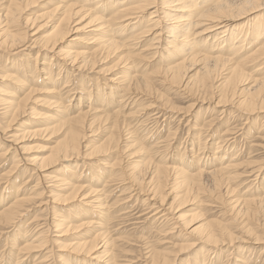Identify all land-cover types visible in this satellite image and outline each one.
<instances>
[{
	"label": "bare ground",
	"instance_id": "6f19581e",
	"mask_svg": "<svg viewBox=\"0 0 264 264\" xmlns=\"http://www.w3.org/2000/svg\"><path fill=\"white\" fill-rule=\"evenodd\" d=\"M40 1L42 0H0V52L2 56H4L3 60L7 61L8 59L6 58V54H10L14 56H20L21 58L25 56L27 60L30 59L31 62L35 63L34 64L35 67L33 70L30 67V65L26 66L24 64H21L22 61L21 59H18V58H15L13 61H9L8 63L5 62L3 66H0V71L3 72V74L0 76V80L4 86V88L0 90L1 91L0 95L4 94V97H0V105L2 106V107L0 106L2 110L1 111L2 113H0V115L2 114V116H6V118L10 117L11 119L9 120L10 122L8 121L9 123L11 122L13 123L19 117L21 118L26 113V111H28V109L27 110L25 109L27 102L30 100L28 98L32 94H37L41 92L38 87L43 86L41 90H43L44 94H46L47 96V98L44 100V103L48 107H50L53 111L51 114H47L43 118L42 122L44 124V128L35 129L33 131H28L27 133L28 134L32 133V134H37V135L45 134V135H48V137L51 139L54 137V135L55 136L61 135V138L58 141L56 140V142H54L53 144L54 146L47 148V150L49 151V155L45 159L44 158L43 159L33 158L30 160L28 159L29 160L28 162H31L35 166H37L36 170L40 171V169L42 170L47 165L49 166V164L50 165L55 164L58 161H64L70 158H77L78 156H80V150L86 148V146L83 145L86 142L85 131L91 130V128L95 124L97 125V124L104 123V124H108L107 125L108 127L106 128L110 131L109 132L110 136L108 137V140L107 141L105 140L107 144L105 143L102 145L97 144L99 146H96V148H93V150H91L90 152H86L87 149L82 150V151H85L83 153V157L87 156V159H88L95 155H96V158L97 156L98 157L102 156L104 153L107 152L109 145H111L112 146L111 148H113L115 151L118 148L121 151L122 147L119 146V141L122 137L124 139L120 141L121 144L125 143L124 145H126L129 148L135 147L137 149V151L135 152H140V153L143 152L142 154L145 155L144 156L145 162L143 160L142 161L144 162L143 166L145 167L143 168V166H140L139 168L141 167L142 168L138 170L137 173H136V170H132V168L130 169L133 171L131 174L133 176L134 181L138 180L136 181L138 183H135V186L138 185L137 186L138 194L141 196L143 194V196H145V198L141 200V207H143L141 208L142 209L141 212L143 213L142 214L141 212L140 214L138 213L139 218H141L143 215L148 216L147 218L146 217L144 218V221L152 220L153 224H156V225L158 224V226L160 225V227L162 224H163L162 227L163 226L165 227L166 226L165 224H169L170 233L174 232V230L177 227L180 228V227L188 226L190 222L192 221V219H190V221H185V218L181 213L178 215L179 209H176L175 207L176 203L174 205V202L178 200H183V199L185 201L186 195L191 194L193 190L194 191L202 190L201 189L202 183L203 181H206V179H208L209 181L208 183L210 184L209 189L212 190L213 192L217 190V192L219 193L218 194L219 198L216 197V199L218 198V200H222L220 199V197L222 196L223 191H224V194H227V196L234 194V191L239 187V185L235 184L236 182H238L236 180V177L229 176V170L235 167L236 164L233 163V160H235L236 157H234V155H231L229 156L230 158H228V162L226 164H224L225 162L223 163L225 159L227 160L226 156H227V151L229 149L226 146L228 144L226 143L227 141L226 139L216 143L217 146L215 149L217 150L215 153L212 154L211 160L205 161L202 165L201 164L197 165L198 162H196L195 164L194 162H190L186 160L183 157V154H181L179 158L173 159V164L170 165L166 161L167 159L164 157L165 155L164 156L162 155V157L159 158L158 153L160 152L158 151L162 149L164 151L162 154L167 152L169 146L166 144V141L167 139L171 137L168 136L166 139L161 140L162 138L161 136L157 134L154 135L153 133L151 134V132L152 131L156 132L158 128L162 125L166 126V120L168 119L177 120L178 121L177 123L180 124L179 122L184 121V117L188 116V113L194 107V105H191L188 109H186L185 113H182L180 111L179 113H175L174 115L170 114V113H174L173 111H176L172 109L173 107L169 104V100H168V90H172L173 88L175 89L178 88V90L181 89L179 92H182L181 94L185 96L186 95L199 96V94H202L203 97L201 96L202 97L201 99L203 102L205 100L212 101L213 96H214L213 92L216 91L217 96L215 97V99L217 100V102L216 103L214 102L215 105L232 103L234 98L237 97L236 99V109L237 110L243 109L244 111L248 113H253V112L255 113L256 111L264 110V21L255 22L251 26L249 25L250 27L246 25L245 23H241L242 24L240 25L241 28L240 27L238 28L237 26V22L246 18L250 14H253L257 10L264 8V0H160L159 2L158 0H81L80 3H83V4H80V5H78V3L75 2V0H57V3H55L54 5L55 7L53 6L54 8L53 9L51 8L52 9L51 11L42 12L38 15H33V16L30 15L31 17H28L27 13L29 12V10L33 6L37 5V3H39ZM45 9L42 8V10H45ZM44 19L47 22H50L52 20V23L50 22L51 23L50 28L52 29L43 38L39 37L43 39L41 42L37 41V39L35 38L32 41L33 46L31 47V45L27 44L28 42H31V41L28 40V42H26V37L34 36L35 33L33 34L30 33L29 35V30L37 28L35 32H38L40 27H43L44 24H46L47 22L43 23V25L41 24V26L39 27L37 26L36 23L39 20L41 21ZM242 28H244V30ZM86 29H90V31H88V34L92 35V37L87 40L91 41V43L94 44L95 48L93 50L91 49L92 47L87 50H74L72 46L76 45L74 41H78V39L76 38V35L73 36L71 35V33L83 31ZM70 37H72L69 40L71 43L70 44L68 43L65 49L60 50L59 47L65 44V42ZM141 43H144L143 46L145 47L141 49V51L136 53V51L139 50L140 46H142ZM163 43H165V47L162 50L161 47ZM34 46H37V47H34ZM33 47L37 49L35 52L32 53L29 51V49ZM80 49H83V48L80 47ZM45 51L51 53V55L57 56L59 60L61 61V64H59L56 67V69H58L56 78L59 77V74L61 70L63 69L62 67L63 64H68V66H70V68L65 73L66 77L65 76L63 77L62 85L58 79H54L55 74L53 73V70L51 69L53 66L52 58H49L48 60L46 59L49 62L42 61L41 64H43V66L41 70H39L38 73H35L37 72L36 71L37 60H40V54ZM111 55L115 56V58L117 59V61L114 63V66L119 68V72L117 74L111 75L110 79H107V80H109V82L114 83L115 87L114 86L111 87L107 93H104L102 89H100L101 87L99 88L98 85H96V87L93 85L95 87L94 89L95 94H93V92L90 89L92 88V84L85 85L83 83V85L82 84L79 85L80 86L79 93L77 92V89L74 88V86L73 87L70 86L71 83L69 81L70 79L69 76H73L74 72H78L79 74H81L82 71L84 72L85 70H88V71L90 70L91 72L95 64H97V60L99 56L101 57L104 56L103 58L106 59L107 57ZM144 60L150 64L146 65V67L141 70L142 67L139 68V65ZM0 61H1V58H0ZM246 69H249V71L251 69V71L247 72ZM191 70H196L194 72L195 74L193 73L190 75V72H192ZM34 73L35 75L42 74L43 76L41 78L40 76L39 77L37 76V78L35 79ZM99 74H100V71H99ZM261 75H263V77L259 78V76ZM32 76L34 77L32 78ZM74 81L75 80H73V83H76ZM156 85H158L159 88H162L163 92L158 87L157 89ZM20 88L22 89L25 88V90H28V92L24 94L22 97L20 96L17 97L15 95V91L16 90L21 91ZM208 90L210 91L209 92L210 94L203 95V93L207 94ZM76 94H80V96L78 97V100H79L78 106L76 110H72V109L69 110L68 107L70 106L72 99L74 100L77 97ZM98 95H101V96H98ZM91 97H93L94 100L88 105H86L85 107H83L82 98H85V99L88 98L89 100L91 99ZM144 97L145 99L143 100L146 101V104H144L142 102L143 100H141ZM64 102L65 103L68 102L69 105H64ZM34 111H35L34 109H31V114H34L33 113ZM180 114H183V115H180ZM161 118L163 120H161ZM23 121L18 123L19 127L22 126L21 131L24 129H27L28 126L33 125L32 122H28L27 120H25L27 122H23ZM197 121L198 119H196V122ZM196 122L194 126L195 125L204 126L202 122H201L202 124L201 123L197 124ZM214 123L215 122L207 121V123L204 126L205 128H202V127L201 128L205 130V132L212 131L211 129L213 128ZM8 128H9L8 124L5 128L2 126L0 128V147L2 144L4 145V143H7V146H5L4 149H1V151H3L1 153V156L2 157L7 156L6 154L11 150L12 153L14 154L12 158L13 165L16 167L19 164V162L26 161L27 159L22 156V153H20L21 149L22 150L24 149L18 146L17 144V141L20 137L18 135L19 133L16 134L17 132L15 133L14 131L8 132L7 131ZM178 129L179 127H177L176 131L174 132L170 130L172 131L171 133L169 132L170 135L173 137L175 135V132H177ZM93 130L94 129L92 128V131ZM95 130H96V127H95ZM98 130H99V127H98ZM121 130H122V133H120ZM96 132L94 131V133ZM137 132H144L145 136L143 137V139L141 138L140 140V138L137 137L136 135ZM114 133H117V134H114ZM192 133H195V132H192ZM22 136L23 135L21 134V140H22ZM170 141L172 140L170 139ZM228 147H230V145H228ZM198 151H200V148ZM221 151L223 152L222 154H220ZM190 152H191V160H193L192 156L195 154V152L193 153L192 149H190ZM118 153L120 152L118 151ZM217 154H220V156L215 157V155ZM123 155H125V153ZM125 157L126 155L124 156V158ZM155 158H159V159L158 160L156 159L157 161H155ZM194 159L196 160V158ZM31 163H29V165ZM74 164H77V163H74ZM107 164L105 163L103 164V166L105 167L107 166L108 168L110 164L109 165ZM248 164L250 165V163ZM121 167L119 169L123 170L124 167L123 169ZM248 167L249 166H247V168ZM71 168L72 169L64 168V170L68 173L69 176H73L75 173L74 167H71ZM112 169H113V166H112ZM134 169H136V167ZM109 170L105 172L103 169L101 171L102 172L101 174H95V173L90 172V177L94 180H97L96 181L97 184L100 183L101 185L103 183L102 184L103 187L101 188L99 187L93 188L94 185L92 186L91 182L88 183L89 184L88 186H82L80 184L75 185V186L74 184L69 185L70 183L68 184L66 182V179H64L63 177H62L63 179H60L57 182L53 180L55 181L53 183L54 190L55 189L58 190L59 187L61 186L69 185L71 187L70 188L71 197L78 195V193L81 192L83 189L85 188L87 189L86 194L82 195L83 194L82 193L79 195V198H81L79 202V204L81 205V208H80V205L78 207L80 208V212L84 214V216L86 212H87L86 214H88V207L91 210L93 209L94 213L97 211V214H96L97 216L90 218V220L87 223H85V225H88V226L98 225L99 228H101L102 226V229H103L104 226L107 225L108 220H111V214H110L111 212L108 209L105 210L108 207L106 199L108 198L107 195L110 192L106 194L107 190H105L104 187L107 182H111V181L115 182L117 181V179H113V177H110L112 175ZM258 172L260 171L258 170ZM246 173L251 175L252 170ZM248 174H246L245 176H247ZM29 175L31 174L29 173ZM41 177L42 176L39 177L38 179L39 181L41 180L40 179ZM171 177L172 179H170ZM168 179L172 180L171 187L168 185ZM22 182L23 181L21 179V183ZM38 182L34 186V188L38 186L39 184ZM141 182H143L144 185H142ZM129 184H133V183L129 182ZM129 186L133 187L132 185H129ZM167 186H169V188L166 189ZM178 188L182 189V191L180 192H184V194L179 195L177 193L179 196L178 195L176 196L175 194H173L175 195V196L172 195L173 201L167 204L168 201L166 202L165 200L170 195L171 190L173 189L175 190ZM7 189L8 188L6 185L5 187H3L2 192L5 193ZM62 190L64 191L63 188ZM118 192H121V191L118 190ZM3 193H1L0 195V200H3L2 202L6 200L8 201L6 202V205L0 206V227L8 226L11 223L16 222V220L19 219L20 217H22L23 213L26 212V207H28L27 203L29 201L28 199L29 197L26 198L24 196H19L16 194L14 197H12L9 200L8 197L10 195L3 196ZM48 193L51 194L50 191ZM172 193H174V191ZM263 193H264V190H263ZM37 194L38 196L40 195L39 193ZM192 194L194 195V192ZM130 197L131 196L128 195L124 199L127 200ZM34 198H36V196ZM54 198H55L54 200L58 201V199L61 197L59 195H55ZM137 200L138 198L135 199L134 203H136ZM254 201L255 203H257L256 202L257 200L255 199L246 198L245 200H243L242 204L243 206L245 205V209L243 210L244 212H242V214L244 213L245 215H247L250 212V215H253L255 213V212H251L250 210V207L253 205ZM46 202L47 203L44 204L45 207H47V204H48V201ZM229 202H230V199H229ZM257 204L258 205H255V206L260 207L259 209L262 212L261 216L263 219V223L261 224L262 225L261 227H264V196L258 199ZM233 205L234 206L230 210L233 212L235 210L237 211V213H240L242 207L238 209L234 203ZM129 211L130 210L124 213L125 217L130 216ZM135 211H136L135 209L132 210V212H135ZM252 211H254V209ZM229 212L230 211L228 210L227 214ZM92 215L94 216V214ZM53 219H56V218H53ZM66 220L67 219H63L62 221L59 220L60 222H57L54 224L50 223L52 226L55 227L53 231H55V229L57 228L59 229L62 228L60 229V231L58 230L59 233H62L59 237L64 235L65 232L68 229H70L69 228L70 225L67 224L70 222ZM132 223L134 222L132 221ZM88 226H85V227H88ZM205 226L206 225L201 224L200 226L192 229L189 234L196 233L197 236H195V238L197 242H203V244H206L209 247H211L209 248L210 251L212 250L214 251V248H213L214 246H217L218 244L220 245L224 244V241L228 240V242L230 241V243L231 242L233 243V241L237 240L240 242H244V245H242L243 246L242 250L244 252H247L246 244H249V240H250L249 235L251 234L250 232H248L249 235H244V237H246L245 239L242 237L236 238V237H232L231 235L225 236L226 233H225V229L223 228H221L220 230H213V229H207ZM36 227L37 225L35 226V228ZM10 229L11 228H9V230ZM47 229L49 230V227ZM80 229H78V231ZM107 230L104 231L106 233H102V232L101 233L107 234ZM110 230H112V227ZM217 232L219 233V235L216 234ZM18 234H19V231H17L13 235V237L14 238L18 237ZM31 238L24 240L22 242L23 246H21L18 250L23 251V252L24 251L32 252L39 247L42 248L41 247L43 245L42 242L38 243L37 238L35 239L33 237L34 238L33 240H31ZM40 238L41 237H39V239ZM107 238H110V237L108 236ZM16 240H19V239L17 238ZM98 240L100 241V238ZM104 240L106 241V237L104 238ZM253 240H254V243H258V242H261L263 238L256 236L254 237ZM34 242H36L37 244H34ZM87 242L83 241L77 244L75 243L76 249L80 250V249L87 248V252H86L87 254L88 252H91V250H93L96 246H98L96 245L97 243L94 241H91L88 243ZM110 243H112V240L110 241ZM45 244L46 243H44V246ZM12 246L15 247V244ZM106 247L108 248V246ZM146 249H147V245H146ZM18 250L17 252H19ZM142 251L143 250H141V252ZM8 253L10 254L9 251ZM106 253L109 254V252H106ZM201 254L202 252L196 256L197 257L196 259H198V257H201ZM102 255L105 256L104 254ZM95 256H93L94 259L98 260L99 258ZM248 256H249V253H248ZM48 257L49 256L45 254L43 255V257H38V258L35 257V259L33 258L32 260V264L46 263L48 261L47 259ZM105 257H107V255ZM147 258L148 260L151 259L150 262H148L147 264H165L166 262H168L167 259L158 250H154V251L150 250V252H148ZM261 259L262 260L259 264H264V256ZM107 260L112 261L113 256H110V258ZM235 260L236 262H239L240 264L244 262V261L242 262V260H244L242 256L240 258H236ZM104 261L105 260H103V262ZM19 262L21 261L19 260L17 262L16 260L15 263H19ZM201 264H205V262L202 260ZM210 264H213V263L211 262Z\"/></svg>",
	"mask_w": 264,
	"mask_h": 264
},
{
	"label": "rangeland",
	"instance_id": "374dc122",
	"mask_svg": "<svg viewBox=\"0 0 264 264\" xmlns=\"http://www.w3.org/2000/svg\"><path fill=\"white\" fill-rule=\"evenodd\" d=\"M159 1L160 0H158V2ZM75 2L78 3V5L83 4V3H80L81 0H75ZM39 3H37V5L33 6L29 10V12L27 13L28 17H31L33 15H38L42 12L51 11L55 7L54 5H55V3H57V0H42ZM42 8L43 9L46 8V9L42 10ZM86 8H88V7H86ZM262 21H264V8L257 10L253 14H250L246 18L237 22V26L239 28L240 25H242L241 23H245L246 25L251 26L255 22H262ZM46 22L47 21L44 19L41 21L39 20L36 24L39 27V26H41V24L43 25V23H46ZM50 22L52 23V20ZM50 22H47L46 24H44L43 27H40L38 32H35L37 30V28L29 30V35H30V33H32V34L35 33V34H34V36H31V37L27 36L26 37V42H28V40L31 41V42H28L27 44L31 45V47H32L33 46L32 41L35 38L37 39V41L41 42L43 40L42 38L45 35H47L52 29V28H50V25H51ZM242 29L244 30V28H242ZM88 31H90V29L71 33V35H73V36L76 35V38L78 39V41H74V43L76 45L72 46L74 48V50H87V49H90L91 47H92L91 49L93 50L95 48L94 44H92L91 41L87 40V39L92 37V35L88 34ZM39 37H42V38H39ZM72 37H70L65 42V44H63V45L60 44L61 47H59V49L60 50L65 49L67 47L66 45L68 43L69 44L71 43L69 40ZM141 45L142 46H140L139 50L136 51V53H138L139 51H141V49H143L145 47V46H143L144 43H141ZM34 47H37V46H34ZM34 47L30 48L29 51L32 53L35 52L37 48H34ZM80 47L83 49H80ZM164 47H165V43H163L161 49L163 50ZM100 57L101 56L98 57L97 64H95V66L91 70V72H90V70L89 71L85 70L84 72L82 71L81 74H79L78 72H74L73 73L74 75L72 74L73 76H69V78H70L69 81L71 83L70 86H72V87L74 86V88L77 89L78 93L80 92L79 91L80 90L79 85H81V84L83 85V83L85 85L92 84V88H90V89L93 92V94H95L94 89H95L96 85H98L99 88L101 87L100 89H102V91L104 93H107L111 87H113V86L115 87V84L112 82H109V80H107V79H110L111 75L117 74L119 72V68L114 66V63L117 61V59L113 55L107 57L106 59L103 58L104 56L101 58ZM0 58H1L0 66H3V64H5V62L8 63L9 61H13L15 58H18V59H21V61H22L21 64H24L26 66L30 65L32 70L35 67L34 66L35 63L31 62L30 59L27 60V58H25V56L21 58L20 56H14V55L6 54V58L8 60L4 61L3 60L4 56H2V54L0 52ZM49 58H52V60H53V62H52L53 66L51 69L53 70V73L55 74L54 79H58L62 85L63 77L64 76L66 77L65 73L70 68V66H68V64H63L62 65L63 69L61 70L59 77L56 78V75L58 73V69H56V67L59 64H61V61L59 60V58L57 56L51 55V53H49L47 51L42 52L40 54V60H37V63H36L37 64V68H36L37 72H35V73H38V71L41 70V68L43 66V64H41L42 61L49 62V61H47ZM149 64L150 63H148L147 61L144 60L140 63L139 68L142 67L141 68V70H142L146 67V65H149ZM98 70L100 71V74H99ZM191 71L192 72H190V75L193 74L196 70H191ZM246 71L250 72L251 69H250V71H249V69H246ZM35 73H34V75H35ZM2 74H3V72L0 71V76ZM37 76L38 77L40 76V78H41L43 75L42 74L41 75L36 74L35 77L32 76V78L34 77L36 79ZM261 77H263V75L259 76V78H261ZM257 78H258V76H257ZM72 79L75 80L74 82H76V83H73ZM157 87L159 88L158 85H156V88ZM3 88H4V86L0 80V90ZM38 88L40 89L41 92H39L37 94H32L28 98L30 100L27 102L26 108H25L26 110L28 109V111H26V113L21 118L19 117L13 123L12 122L9 123L10 122L9 120L11 119L10 117H7L8 118L7 119L6 116H2V114L0 115V123H2V124H0V128H1V126L5 128L8 124L9 125V128L7 130L8 132L14 131L15 133L17 132L16 134L19 133L18 135L20 137L17 141V144H18V146H20L21 148L24 149V150L21 149L20 153H22V156L27 159L26 160L27 162L26 161L19 162V164L15 167L13 165V159H12L14 154L10 150L6 154L7 156L2 157L1 153L3 151H1V149H4L5 146H7V143H4V145L3 144L1 145V147H0V182L1 181H3V182L0 183V195H1V193H3L2 192L3 187H5L7 185L8 189L5 193H3V196L10 195L8 197L9 200L12 197H14L15 194L19 195V196H24L26 198L29 197L28 198L29 201L27 203L28 207H26V212L23 213V216L20 217L19 219H17L16 222L11 223L12 225L10 224L8 226L0 227V233H1L0 234V259H1L0 264H32L33 258L35 259V257L36 258L43 257L44 254L48 255L50 257V258L49 257L47 258L48 259L47 262H49L51 264H68V263L69 264H105V263L106 264H147L151 260V259L148 260V258H147L148 252H150V250L151 251L152 250L153 251L158 250L167 259L168 262H166L165 264H201L202 260L205 262V264H210L211 262L213 264H237V263L240 264L239 262H236L235 259L240 258L241 256L244 258V260H242V262L244 261L243 262L244 264H259L261 262V260H262L261 258L264 256V227H261L262 226L261 224L263 223V219L261 216L262 212L259 209L260 207L255 206V205H258L257 204L258 199H260L261 197L264 196V193H263V190H264V110L256 111L255 113L254 112L248 113V112L244 111L243 109L237 110L236 109V99H237L236 96H235L236 98H234L235 101L233 100L232 103L215 105V103L217 102V100L215 99V97L217 96L216 91L213 92L214 96H213L212 101L205 100L207 102L206 103L205 101L203 102L201 99L203 97L202 94H199V96H190V95L185 96V95L181 94L182 92H179L181 89L178 90V88H176V89L173 88L172 90H168L169 104L173 107L172 108L173 110H176V111H173L174 113H170V114L174 115L175 113H179L180 111L182 113H185L186 109H188L191 105H194V107L188 113V116L184 117V121L179 122L180 124L177 123L178 122L177 120L168 119V120H166V126H163V125L160 126L157 130L158 132L157 131L151 132V134L153 133L154 135L157 134V135L161 136L162 137L161 140L166 139L168 136L171 137V138L167 139V141H166V144L169 146L167 152L162 154L164 152L162 149H160L158 151V152H160V153H158L159 158L162 157V155L163 156L165 155L164 157L167 159L166 161L170 165H172L173 159L179 158V156L181 154H183V157L186 160H188L190 162H194L195 164H196V162H198L197 165H199V164L202 165L205 161L211 160L212 154L215 153L217 150V149H215L217 146L216 143L226 139L227 140L226 143H228L226 146L229 149L227 151V156H226L227 160L225 159L223 161V163L225 162L224 164H226L228 162V158H230L229 156H231V155H234V157H236L235 160H233V163L236 164L234 167L235 169L232 168L229 170V176L236 177V180L238 182H236L235 184L239 185V187L234 191V194L227 196V194H224V191H223V194L220 197V199H222V200H218V198H219L218 194L219 193L217 192V190L215 192H213L212 190L209 189L210 184L208 183L209 182L208 179H206V181H203L204 184L202 183V187H201L202 190H198V191L195 190L196 192L193 190L191 192V194H188L189 196L191 195L190 197L188 195H186L185 201L183 199V200H178V201L174 202V205L176 203V205H175L176 209H179L178 215L181 213L184 216L185 221H190V219H192V221L190 222V224L188 226H184V227H180V228L177 227L174 230V232L170 233V230H169L170 225L169 224H165L166 225L165 227L164 226L162 227V225H163L162 224L161 225L162 228H161L160 225L158 226V224L157 225L153 224L152 220L144 221V218L145 217L147 218L148 216L143 215L141 218L138 217L141 210H142L141 208H143V207H141V200L143 198H145V196H143V194H142V196L138 194V192H137V186L138 185L135 186V183H138V182H136L138 180L134 181L131 173L133 172L132 170H136V173H137L138 170H140L142 168V167L141 168H139V167L143 166V163L145 162V160H144L145 155L142 154L143 152L142 153L135 152V151H137V149L135 147L129 148L126 145H124L125 143L121 144L120 141L124 139L122 137L119 141V146L122 147L121 151L119 148L116 149V151H115L113 148H111L112 146L108 144L109 145L108 150L106 153H104L105 155L103 154L102 156H99V157L97 156V158L95 155V156H92L91 158H88V159H87V156L83 157V153L85 151H82V150L87 149L88 151L86 150V152H90L91 150H93V148H96V146H99L100 144L101 145L104 143L107 144L106 141L108 140V137L110 136L109 135L110 131L106 128V127H108L107 126L108 124H104V123L97 124V125L95 124L92 127L94 129L93 131H92V128H91V130L85 131L86 142L83 145L86 146V148L80 150V156H78L77 158H70V159H67L64 161H58L55 164H51V165L49 164V166L47 165L42 170L40 169V171L36 170L37 166H35L31 162H28L30 159H33V158H35V159H43L44 158L45 159L49 155V151L47 150V148L54 146L53 145L54 142H56V140L58 141L61 138V135L60 136L54 135V137L52 138L53 140H52L51 138L48 137V135H45V134H41V135L38 134L37 135V134H32V133L28 134L27 133L28 131H33L35 129L44 128V124L42 122L43 118L47 114H51L53 111L50 107H48L44 103V100L47 98V96H46V94H44L43 90H41V88H43V86L38 87ZM159 89L163 92L162 88H159ZM20 90L21 91H17V90L15 91V95L17 97H19V96L22 97L24 94H26L28 92V90H25V88H23V89L20 88ZM209 92L210 91L208 90V93L207 94L203 93V95H209L210 94ZM0 93H1V91H0ZM76 95H77V97H76L77 99L76 98L74 100L72 99V102L70 103V106L68 107L69 110H71V109L76 110V108L78 106V101H79L78 97L80 96V94H76ZM98 96H101V95H98ZM0 97H4V94H1ZM238 98H239V96H238ZM143 99H145V97L142 98L141 100H143ZM194 99H196V100H194ZM214 99H215V101H214ZM89 100H88V98H86V99L82 98L83 107H85L86 105L91 103L94 100V98L91 97V99H89ZM142 102L144 104H146V101L143 100ZM64 105H69V103L64 102ZM72 106H73V108H72ZM114 106H112V107H114ZM30 108L35 110L33 112L34 114H31ZM1 111L2 110L0 108V113H2ZM72 113H73V111H72ZM180 115H183V114H180ZM2 118H3V120H2ZM196 119H198L197 122H196ZM25 120H27L28 122H32L33 125L28 126V128L22 130L23 131L22 132L21 131L22 126L19 127L18 123H20L21 121L27 122ZM161 120H163V119L161 118ZM194 121L197 124H200L202 122L204 126L207 123V121L208 122L212 121L215 123L213 125V128L211 129L212 131H208V132L206 131L205 132V130L202 129L205 127L201 126V125H199V126L195 125L194 126V124H195ZM187 122H189V123H187ZM149 126H151V125H149ZM95 127H96V130H95ZM98 127H99V130H98ZM103 127H105V128H103ZM177 127H179V129L177 130V132H175V135L172 137L170 135V133L172 131L173 132L176 131ZM170 130H172V131H170ZM94 131L95 132L97 131V132L94 133ZM192 132H195V133H192ZM120 133H122V130ZM21 134L23 135L22 140H21ZM114 134H117V133H114ZM124 134H123V136H124ZM224 134H226V135H224ZM34 135H36V136H34ZM136 135H137V137L140 138V140H141V138L143 139V137L145 136L144 132H137ZM227 135H229V136H227ZM48 138H49V140H48ZM170 139L172 141H170ZM199 139H200V141H199ZM94 144H96V145H94ZM97 144H99V145H97ZM228 145H230V147H228ZM199 148H200V151H198ZM41 149H43V150H41ZM190 149H192L193 153L195 152V154L192 156L193 160H191ZM46 150H47V152H46ZM117 150L120 153H118ZM124 153L126 155L125 158H124L125 155H123ZM137 153H139V154H137ZM222 153L223 152L221 151L220 154H222ZM128 154H130V155H128ZM134 154H136V155H134ZM220 154L215 155V157L220 156ZM137 155H138V157H137ZM151 155H152V153H151ZM132 156H133V158H132ZM159 158H155V161H157ZM194 158H196L197 161ZM115 161L116 162L118 161L117 164ZM130 161H131V163H130ZM26 163H28V164H26ZM29 163H31V164L29 165ZM74 163H77V164H74ZM86 163H87V165H86ZM102 163L103 164L108 163L107 165H109V164L110 165L107 168V166L106 167L103 166ZM118 163H119V165H118ZM248 163H250V165ZM99 164H101V165H99ZM114 165H116V166H114ZM11 166L14 168H12ZM68 166H70V167H68ZM112 166H113L114 170L112 169ZM247 166H249V167L247 168ZM259 166H260V168H259ZM63 167L68 168V169H72L71 167H74V170H75L74 175L69 176ZM109 167H111V168H109ZM120 167L122 169L124 167V169L121 170V169H119ZM135 167H136V169H134ZM144 167L145 166H143V168ZM92 168H94V169H92ZM130 168H132V170ZM137 168H139V169H137ZM103 169L105 172H107V170L110 169L109 171L111 172V175H112L110 177H113V179H117V181H115V182L114 181L107 182L105 184V187H104V189L107 190L106 194H108L110 192L107 195L108 198L106 199V202H107L108 207L105 210L108 209L111 212L110 213L111 214V220H108L107 225L104 226L105 229L104 228L102 229V226H101V228H99L98 225H94V226L85 225V223H87L90 220V218L97 216L96 215L97 211L94 213L93 209L91 210L88 207V214H86L87 213L86 212L85 216H84V214H82L80 212L81 205L79 204V202H80L81 198H79V195L82 193H83L82 195L86 194L87 189L85 188L81 192H79L78 195L71 197V189H70L71 187L69 186L72 184H74V186L79 185V184L82 186H88L89 185L88 183L91 182V185L92 186L94 185L93 188L94 187L95 188H98V187L101 188V187H103V185H102L103 183L101 185H100V183L97 184V182H96L97 180H94L90 177V172L95 173V174H101L102 173L101 171ZM257 169L260 172H258ZM251 170H252L251 175L246 173V172H249ZM121 171L122 172L124 171V172L122 173ZM9 173H10V175H9ZM29 173L31 175H29ZM246 174H248L247 175L248 177L245 176ZM40 176H42L43 178L41 177L40 178L41 180L39 181L38 179ZM131 176H132V178H131ZM62 177L64 179H66V182L68 184L70 183L68 185L69 187L68 186H61V187H59L60 190L58 189L59 191L57 189L54 190L53 183L55 181L57 182L60 179H63ZM126 177H127V179H126ZM128 177H130V178H128ZM21 179L23 181L22 183H21ZM132 179H133V181H132ZM170 179H172V177ZM53 180H55V181H53ZM128 181L130 183H133V184H129ZM37 182L39 184H38V186H36L34 188V186L37 184ZM23 183H25V184H23ZM141 183H142V185H144L143 182H141ZM171 184H172V180L168 179V185L170 187H171ZM129 185H132L133 187H131ZM204 185L205 186L207 185V186L205 187ZM17 186H19V187H17ZM169 186H167L166 189L169 188ZM62 188L64 189V191L62 190ZM16 190H18V191H16ZM118 190L121 192H118ZM30 191H32V192H30ZM49 191L51 192V194L48 193ZM173 191H174V193H172ZM180 191H182V189H179V188L175 189V190L174 189L171 190L170 195L165 200L166 202L168 201L167 204H169L173 201V199H172L173 196H175V195L177 196L178 194L179 195L184 194V192H180ZM202 191H204V192H202ZM40 192L42 193L43 196L41 195ZM53 192H55V193H53ZM125 192H126V194H125ZM193 192H194V195L192 194ZM8 193H10V194H8ZM13 193H14V195H13ZM37 193H39L40 195L38 196ZM66 194H68V195H66ZM173 194H175V195H173ZM55 195H59L61 198H59L58 201H56V200H54ZM128 195L131 197L127 200L124 199ZM35 196H36V198H34ZM216 197H218V198L216 199ZM245 197L249 198V199L257 200L256 201L257 203H255V201H254V203L252 205L253 207L252 206L250 207L251 212H255L253 215H250V212L247 215H245L244 213L242 214V212H244L243 210L245 209V205L243 206V204H242L243 200L246 199ZM67 198L69 199V201ZM136 198H138V200H137L138 203L137 202L134 203ZM122 199H124V200H122ZM186 199H187V201H186ZM229 199H230V202H229ZM2 201L3 200H0V206L6 205V202L8 200H6L4 202H2ZM46 201H48L47 207H45V205H44L45 203H47ZM53 201L55 204L53 203ZM119 203H121V204H119ZM182 203H184V204H182ZM233 203L237 206L238 209L242 207L240 213H237V211H235V210H234V212L230 210L234 206ZM60 204H62V205H60ZM79 205H80V208L78 207ZM133 209L136 210L135 211L136 213L132 212ZM253 209H254V211H252ZM52 210H54V211H52ZM123 210H124V212H123ZM128 210H130L129 211L130 216L125 217L124 213L128 212ZM228 210L230 212L227 214ZM47 211H48V213H47ZM51 212H52V214L53 213L54 214L52 215ZM142 213L143 212H141V214ZM92 214H94V216ZM50 217H52V218H50ZM53 218H56V219H53ZM57 218L61 221L63 219H67L66 221L70 222V223H67L68 225H70V227H69L70 229H68L66 231L67 233L65 232L66 235L64 234L61 237H59V236L62 233H59V231L62 228H60V229L57 228V229H55V231H53L55 227L50 224V223L54 224V223L60 222ZM254 218H255V220H254ZM132 221L134 223H132ZM47 223L49 226L47 225ZM137 223H138V225H137ZM254 223L255 224L257 223V224L255 225ZM258 223H260V224H258ZM80 224H81V226H80ZM123 224H125V225H123ZM201 224L206 225L205 227L207 229L220 230L221 228H223V229H225V233H226L225 236L231 235L232 237H236V238L242 237L245 239L246 237H244V235H249L248 232H250L251 234L249 235L250 236L249 244H246L247 245V247H246L247 252H244L242 250V247H243L242 245H244V242H240L237 240L233 241V243L232 242L230 243V241L228 242V240L224 241V244L226 243L225 245L224 244H221V245L218 244L217 246L213 247L214 251L212 249H211L212 251H210L209 248H211V247H209L206 244H203V242H197V240L195 238V236H197L196 233L189 234L192 229L200 226ZM36 225H37V227L35 228ZM84 225L88 226V227H85ZM257 226H259V227H257ZM48 227H49V230L47 229ZM111 227H112V230H110ZM9 228H11V229L9 230ZM114 228H116V229H114ZM78 229H80V230L78 231ZM71 230L74 232H72ZM105 230H107V234H102V233H106V232H104ZM17 231H19L18 237L14 238L13 235ZM229 231H230V233H229ZM237 231H239L240 233ZM234 232H236V233H234ZM95 234H96V236H95ZM216 234L219 235L218 232ZM110 235H112V236H110ZM102 236H104V237H102ZM108 236L110 238H107ZM256 236L263 238V240L261 242L254 243L253 239ZM33 237L35 239L36 238L38 239V243L42 242V244H43L41 246L42 248L39 247L41 250L39 248L35 249L32 252L31 251H24L23 252V251L18 250L21 246H23L22 242L24 240H27L28 238H31V240H33L34 239ZM39 237H41V238L39 239ZM101 237H102V239H101ZM105 237H106V241L104 240ZM17 238L19 240H16ZM99 238H100V241L98 240ZM116 239H118V240H116ZM145 239H146V241H145ZM225 239H227V238H225ZM82 240L84 242L85 241L86 242L87 241L88 242L94 241L97 243V244L96 243L95 244L98 245L93 250H91V252L87 253L88 255L90 254L89 256L86 254L87 248L86 249L85 248L80 249V250L76 249V244L83 242ZM111 240H112V243H110ZM44 241H46V242H44ZM107 241H108V243L111 244V246H110V244L107 243ZM43 242L46 243L45 246H44ZM101 242H103V243H101ZM227 243H229V244H227ZM14 244H15V247L12 246ZM34 244H37V243L34 242ZM71 244H72V246H71ZM105 244H106V246H108V248L105 246ZM192 244H194V245H192ZM17 245H18V247H17ZM146 245H147V249H146ZM101 246H102V248H101ZM13 249H15V250H13ZM17 250L19 252H17ZM72 250H74V251H72ZM141 250H143V251L141 252ZM8 251L10 252V254L8 253ZM104 251H105V253H104ZM144 251H145V253H144ZM106 252H109L110 255L107 254ZM201 252H202L201 257H202V255H203V257L202 258L198 257V259H196L197 258L196 256L198 254H200ZM83 253L85 254V256ZM248 253H249V256H248ZM102 254H104L105 256L107 255V257L103 256ZM95 255H97V256H95ZM1 256H2V258H1ZM93 256L98 257L99 259L98 260L94 259ZM110 256H113L112 261L107 260L110 258ZM173 258H174V260H173ZM102 259L105 261L107 260V261L103 262ZM129 259L131 260V262ZM16 260H17V262L19 260L21 262L15 263ZM115 261H116V263H115ZM224 261H225V263H224ZM47 262L43 263V264H49ZM243 263H241V264H243Z\"/></svg>",
	"mask_w": 264,
	"mask_h": 264
}]
</instances>
